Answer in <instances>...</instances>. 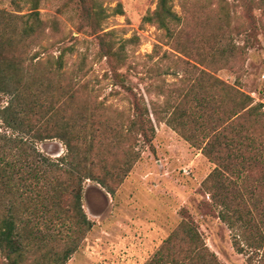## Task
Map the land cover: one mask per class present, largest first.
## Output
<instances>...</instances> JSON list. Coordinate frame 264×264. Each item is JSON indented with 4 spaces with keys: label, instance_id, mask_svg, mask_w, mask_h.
<instances>
[{
    "label": "trees",
    "instance_id": "trees-1",
    "mask_svg": "<svg viewBox=\"0 0 264 264\" xmlns=\"http://www.w3.org/2000/svg\"><path fill=\"white\" fill-rule=\"evenodd\" d=\"M171 1L157 0L156 9L143 21L164 29L175 43L172 50L190 58L179 43L183 26L177 32L176 27L182 19L171 9ZM213 1L217 19H228V26L237 7L248 9V26H255V3L264 10V0ZM36 5L22 26H0V94L7 97L0 107V257L4 264L67 263L92 228L82 209L84 183L94 182L114 195L140 157L139 142L153 152L155 128L150 114L215 164L202 185L218 210L217 218L230 231L232 246L245 256L246 264H264V104L214 75L231 65L244 48L232 42L228 31V41H214L206 55L200 54L197 65L175 56L197 73L196 80L183 90L163 94L162 104L149 109L129 80L133 67L127 64L126 45L136 43L137 37L117 45L114 31L89 26L97 39V58L106 60L114 85L128 96V114L88 93L85 74L63 71L64 55L72 52L71 46L58 50L56 56L41 47L29 58L31 49L57 30L55 26L47 30ZM117 7L115 14H122ZM102 13L94 10L92 16L86 10L95 21L104 18ZM225 28L221 26L222 34ZM49 80L56 81L52 89L39 91L37 85L43 87ZM183 80H190L187 73ZM47 141H58L62 153L50 156L39 150L37 144ZM43 231L47 236L37 237ZM24 232L28 242L22 240ZM146 264L220 263L195 225L184 220Z\"/></svg>",
    "mask_w": 264,
    "mask_h": 264
},
{
    "label": "rangeland",
    "instance_id": "rangeland-1",
    "mask_svg": "<svg viewBox=\"0 0 264 264\" xmlns=\"http://www.w3.org/2000/svg\"><path fill=\"white\" fill-rule=\"evenodd\" d=\"M35 3L44 26H49L47 30L52 26L57 30L33 47L29 58L40 52L41 47L56 56L58 50L71 46L72 52L64 55L63 71L85 74L83 80L88 93L97 95L98 100L104 99L118 111L128 113L130 101L127 94L114 85L106 60L97 58V39L89 26L114 31L117 45L137 37L136 43L126 45L127 64L133 67L129 80L135 92L144 96L149 109L162 104L163 94L194 84L197 73L176 57L197 65L200 54L206 55L214 47L210 48L214 41H228L229 31L232 42L244 48V52L231 65L214 71V75L226 84L237 86L255 103L264 104V10L256 3L253 6L255 26H248L246 6L234 9L231 26H228V19L227 22L217 19L213 0H172L171 9L182 19L176 27L177 32L183 26L178 40L191 54L190 58L172 50L175 43L164 29L143 21L156 9L157 0H37ZM35 3L0 0V26H22ZM118 5L122 14H115ZM87 9L92 16L94 10H103L104 18L92 20L86 15ZM8 15L22 19H11ZM221 26L226 27L225 34ZM40 58L44 59L43 55ZM186 73L190 78L188 82L183 80ZM55 84L56 81L49 80L43 87L37 86L39 91L45 92ZM6 100L7 97L0 94V107ZM150 116L155 128L151 142L153 152L139 142L140 157L114 195L94 182L84 183L82 209L92 228L79 241L66 264H146L184 220L195 225L220 264H246L245 256L234 250L231 233L217 218L218 210L202 185L215 164L164 121ZM37 147L50 156L63 151L58 141L40 142ZM43 236H47L44 231L37 235ZM22 240H30L26 232ZM0 264H4L1 257Z\"/></svg>",
    "mask_w": 264,
    "mask_h": 264
}]
</instances>
